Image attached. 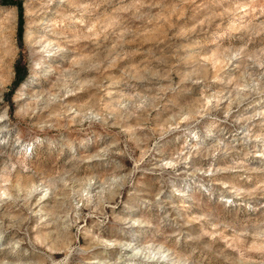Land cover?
Masks as SVG:
<instances>
[{
	"label": "rangeland",
	"instance_id": "374dc122",
	"mask_svg": "<svg viewBox=\"0 0 264 264\" xmlns=\"http://www.w3.org/2000/svg\"><path fill=\"white\" fill-rule=\"evenodd\" d=\"M13 2L0 264H264V0Z\"/></svg>",
	"mask_w": 264,
	"mask_h": 264
},
{
	"label": "trees",
	"instance_id": "16d2710c",
	"mask_svg": "<svg viewBox=\"0 0 264 264\" xmlns=\"http://www.w3.org/2000/svg\"><path fill=\"white\" fill-rule=\"evenodd\" d=\"M4 1H5L6 3H9V4H12V5L17 6L18 11H19V18H20V16H21V12H20L21 7H20V4L17 3V2H13V0H4Z\"/></svg>",
	"mask_w": 264,
	"mask_h": 264
},
{
	"label": "bare ground",
	"instance_id": "6f19581e",
	"mask_svg": "<svg viewBox=\"0 0 264 264\" xmlns=\"http://www.w3.org/2000/svg\"><path fill=\"white\" fill-rule=\"evenodd\" d=\"M129 243V242H128ZM131 244V243H130ZM134 245V244H133Z\"/></svg>",
	"mask_w": 264,
	"mask_h": 264
}]
</instances>
